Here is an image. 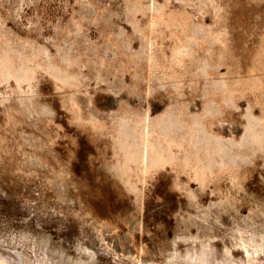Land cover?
Masks as SVG:
<instances>
[{"label":"rangeland","instance_id":"obj_1","mask_svg":"<svg viewBox=\"0 0 264 264\" xmlns=\"http://www.w3.org/2000/svg\"><path fill=\"white\" fill-rule=\"evenodd\" d=\"M0 264H264V0H0Z\"/></svg>","mask_w":264,"mask_h":264}]
</instances>
